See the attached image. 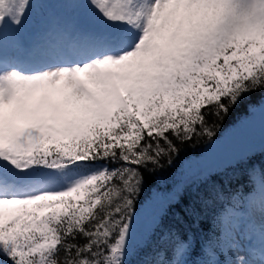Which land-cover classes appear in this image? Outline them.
Here are the masks:
<instances>
[{"label": "snow or ice", "instance_id": "1", "mask_svg": "<svg viewBox=\"0 0 264 264\" xmlns=\"http://www.w3.org/2000/svg\"><path fill=\"white\" fill-rule=\"evenodd\" d=\"M0 264H264V0H0Z\"/></svg>", "mask_w": 264, "mask_h": 264}, {"label": "trees", "instance_id": "2", "mask_svg": "<svg viewBox=\"0 0 264 264\" xmlns=\"http://www.w3.org/2000/svg\"><path fill=\"white\" fill-rule=\"evenodd\" d=\"M189 151H191V150H189ZM257 159H259V157H257Z\"/></svg>", "mask_w": 264, "mask_h": 264}]
</instances>
